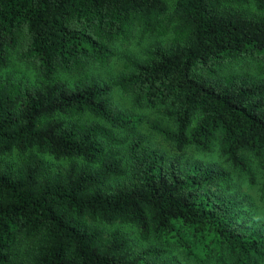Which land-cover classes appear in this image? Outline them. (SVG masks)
Masks as SVG:
<instances>
[{
	"label": "trees",
	"instance_id": "obj_1",
	"mask_svg": "<svg viewBox=\"0 0 264 264\" xmlns=\"http://www.w3.org/2000/svg\"><path fill=\"white\" fill-rule=\"evenodd\" d=\"M138 30L164 41L110 79L87 72ZM12 66L32 77L0 81V264H264L234 178H264V0H0ZM115 94L159 111L175 153Z\"/></svg>",
	"mask_w": 264,
	"mask_h": 264
},
{
	"label": "rangeland",
	"instance_id": "obj_2",
	"mask_svg": "<svg viewBox=\"0 0 264 264\" xmlns=\"http://www.w3.org/2000/svg\"><path fill=\"white\" fill-rule=\"evenodd\" d=\"M167 3L172 7L175 0H166ZM163 42L164 37H159L157 35H148L136 31L127 45H121L116 48V56L105 66V68H94L90 67L87 69V72L90 75L101 79H110L115 76L117 73L124 70V64L122 57L126 54L141 57V51L150 43L153 42ZM7 75H11L15 80H29L31 81V73L19 66H12L3 72H0V81L5 78ZM75 75V74H73ZM115 103L122 109L126 111H133L141 116L142 123L137 129V132L141 134L145 143L150 147H159L162 151L166 152L168 155L175 153V150L172 147V144L165 140L160 134L151 129L150 124L153 122H161L165 125H170L156 110L150 109H140L136 110L131 105L129 98L122 96L121 94L114 95ZM122 135H125L124 132H121ZM184 156L191 158H202L207 161H220L216 153H201L195 152L191 148H187L184 152ZM9 159L18 160L19 158L15 155L9 156ZM47 160L53 165L54 168L63 167L66 164L65 160H54L53 158L47 157ZM234 178L236 179V185L238 187L239 194L245 198L247 204V209L251 211L253 219L264 228V200L260 199L259 188L261 182L264 178L261 174L257 173L255 181L250 183L242 175L234 173ZM99 226L106 231H110L114 228H118L126 232L130 237H137V231L134 227L126 224L115 223L113 225L99 223Z\"/></svg>",
	"mask_w": 264,
	"mask_h": 264
}]
</instances>
